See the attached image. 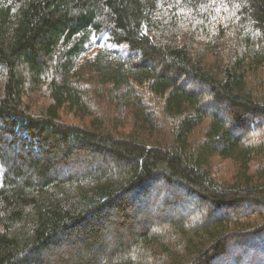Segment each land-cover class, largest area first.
<instances>
[{"label": "trees", "instance_id": "trees-1", "mask_svg": "<svg viewBox=\"0 0 264 264\" xmlns=\"http://www.w3.org/2000/svg\"><path fill=\"white\" fill-rule=\"evenodd\" d=\"M0 166V264H264V0H0Z\"/></svg>", "mask_w": 264, "mask_h": 264}, {"label": "rangeland", "instance_id": "rangeland-1", "mask_svg": "<svg viewBox=\"0 0 264 264\" xmlns=\"http://www.w3.org/2000/svg\"><path fill=\"white\" fill-rule=\"evenodd\" d=\"M99 46H107L110 49L116 48L115 46L111 45L109 42H107V34H103L101 35L98 39L92 38L91 41L87 44V49L88 51H92L94 49H96ZM121 55L125 56V57H131L132 53H130L125 47H119V50ZM89 53V52H88ZM88 53L86 55H84L81 58H84L88 55ZM83 55V54H82ZM81 55V56H82ZM85 64H83L82 67H84ZM102 92V96L100 97V100H98V104L101 108V111H103L109 118H113L116 119L118 121V123H121L123 127L126 128V130L131 129V121L130 119H128V109L126 107H120V106H115L113 103H111V100L109 98L108 93L105 90H101ZM152 126L151 128L147 126V128H141V134L144 133V137L146 138L149 137L151 140H154L156 142H162L164 140L167 139V134L165 133L167 130L164 127V121L162 118L160 117H155L153 118V120H151ZM120 124V125H121ZM229 164L227 161H222L220 159H216L215 162L212 165V170H214V172L218 175H225V174H229L228 172V167ZM1 173H2V168L0 166V179H1ZM152 189H156L155 187H153ZM174 193V192H173ZM175 195L178 196V199H180L181 202L183 203H187L188 201L192 203V206H198L200 204L195 203V201L193 200V198H188L187 196H185L184 193L182 192H177L175 191ZM150 198V196H149ZM152 200L150 199V202ZM155 204V203H154ZM136 206V205H135ZM131 208V215L133 217L132 221H128L129 223L127 224L126 220H121V219H116V221L114 222L113 225V229L115 231H117V237L119 238V240L125 242L127 241V233L125 232L126 229L124 228V225L122 224L123 222H125L129 227H136L135 224V220L141 219L143 222L147 219H151L154 218V215H158L159 217H161L164 213L167 212H172V207H166V209L164 210L163 208L160 209V207H157L159 209V211H155L157 209H151L150 205L147 206L146 210L144 208V211H140L137 207ZM191 206V207H192ZM177 212H180L181 210H183V212H188V210H190V208L188 206H183L181 209H175ZM164 211V213H163ZM144 213V214H143ZM190 214V213H189ZM151 215V216H150ZM135 217V218H134ZM146 224V223H145ZM112 230V228H111ZM104 235V234H103ZM115 235V234H114ZM107 238V237H106ZM115 236H113L111 234L110 238L107 240L105 239V235L104 238L105 239V248H112V246L114 245L113 241H114Z\"/></svg>", "mask_w": 264, "mask_h": 264}]
</instances>
